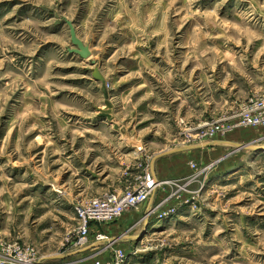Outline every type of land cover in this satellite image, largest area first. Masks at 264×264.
I'll return each instance as SVG.
<instances>
[{
  "label": "rangeland",
  "instance_id": "rangeland-1",
  "mask_svg": "<svg viewBox=\"0 0 264 264\" xmlns=\"http://www.w3.org/2000/svg\"><path fill=\"white\" fill-rule=\"evenodd\" d=\"M257 100L264 0H0V264H264ZM140 178L150 201L80 254L75 206Z\"/></svg>",
  "mask_w": 264,
  "mask_h": 264
},
{
  "label": "built area",
  "instance_id": "built-area-1",
  "mask_svg": "<svg viewBox=\"0 0 264 264\" xmlns=\"http://www.w3.org/2000/svg\"><path fill=\"white\" fill-rule=\"evenodd\" d=\"M260 107L264 108V100L252 101L246 110L242 112L239 125L263 122L264 110L261 112L256 111ZM155 185H150L140 178V181L136 185L129 186L121 191L106 192L101 196L90 199L87 203L76 205L75 209L79 224L75 230L74 245L81 249L89 247L93 241L92 233L95 226L115 222L126 212L132 211L139 205L149 202L156 188ZM98 238L102 241L107 237L99 235ZM23 251H20V253L23 252L24 257L29 256L30 253H34V249ZM127 257L128 254L125 249L114 248L105 264H124ZM27 262L29 264L34 263L33 261ZM95 264L102 263L97 261Z\"/></svg>",
  "mask_w": 264,
  "mask_h": 264
},
{
  "label": "water",
  "instance_id": "water-1",
  "mask_svg": "<svg viewBox=\"0 0 264 264\" xmlns=\"http://www.w3.org/2000/svg\"><path fill=\"white\" fill-rule=\"evenodd\" d=\"M68 26L70 29L71 42L74 46V48L70 49V52L76 53L84 59L89 58L91 56V50H90L89 46L85 45V43L77 36L75 26L73 25L72 22L68 21ZM93 74H94L95 78H97L99 80H103V76L99 72L98 68L95 69ZM216 143H217L216 141H212V142H208V143L200 144V145H195V146H193V145L192 146H186V147H181V148L177 149L176 151H185V150L194 149V148L210 147V146H214Z\"/></svg>",
  "mask_w": 264,
  "mask_h": 264
},
{
  "label": "crops",
  "instance_id": "crops-1",
  "mask_svg": "<svg viewBox=\"0 0 264 264\" xmlns=\"http://www.w3.org/2000/svg\"><path fill=\"white\" fill-rule=\"evenodd\" d=\"M217 143L214 145V146H210V147H215V146H218V145H224V144H222L221 142H218V140H215ZM212 142V141H211ZM127 223H129L130 221H129V219L126 221ZM120 224H118V225H116V226H119ZM122 226H125V224L122 222ZM94 229H96L95 227H94ZM95 231V230H94ZM97 231V230H96ZM93 234V233H92ZM107 238H110V237H108L107 236ZM92 244L89 246V247H86V248H83L82 250H83V252H80V254H91V253H93V251H97V250H99L98 248H99V246H101V245H104V243L102 242V241H100V240H94L93 239V235H92ZM81 249H80V251H82ZM78 252V251H77ZM74 252H72V254H73ZM70 253H67V254H65V255H69ZM80 264H83V263H80ZM85 264V263H84Z\"/></svg>",
  "mask_w": 264,
  "mask_h": 264
},
{
  "label": "bare ground",
  "instance_id": "bare-ground-1",
  "mask_svg": "<svg viewBox=\"0 0 264 264\" xmlns=\"http://www.w3.org/2000/svg\"><path fill=\"white\" fill-rule=\"evenodd\" d=\"M218 142H221L222 144H229V142H223V141H218Z\"/></svg>",
  "mask_w": 264,
  "mask_h": 264
}]
</instances>
